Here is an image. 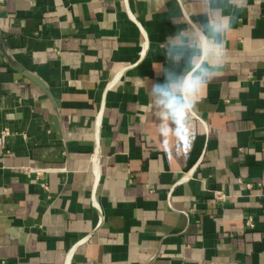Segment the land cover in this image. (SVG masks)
Here are the masks:
<instances>
[{"label": "crops", "instance_id": "1", "mask_svg": "<svg viewBox=\"0 0 264 264\" xmlns=\"http://www.w3.org/2000/svg\"><path fill=\"white\" fill-rule=\"evenodd\" d=\"M206 10L0 0V264H264V0L234 9L188 139L167 146L146 93Z\"/></svg>", "mask_w": 264, "mask_h": 264}, {"label": "clouds", "instance_id": "2", "mask_svg": "<svg viewBox=\"0 0 264 264\" xmlns=\"http://www.w3.org/2000/svg\"><path fill=\"white\" fill-rule=\"evenodd\" d=\"M205 17L198 31L177 28L163 48L168 62L161 66L163 81L147 86L153 115L161 122L159 132L173 143L193 134L192 112L206 84L228 60L227 35L233 30L234 9L241 0H200Z\"/></svg>", "mask_w": 264, "mask_h": 264}, {"label": "built area", "instance_id": "3", "mask_svg": "<svg viewBox=\"0 0 264 264\" xmlns=\"http://www.w3.org/2000/svg\"><path fill=\"white\" fill-rule=\"evenodd\" d=\"M8 130L5 128L1 131L2 135L7 133ZM36 173L39 174L40 172V169H35ZM251 183H248V185L250 186ZM214 195H215V198L216 199H219V200H225L226 198V193L224 191H222L221 189H215L214 190ZM245 225L247 227H253L254 226V220H253V216L251 214H247L245 216Z\"/></svg>", "mask_w": 264, "mask_h": 264}, {"label": "water", "instance_id": "4", "mask_svg": "<svg viewBox=\"0 0 264 264\" xmlns=\"http://www.w3.org/2000/svg\"><path fill=\"white\" fill-rule=\"evenodd\" d=\"M29 77H31L35 82H37L48 94L49 91L47 90V87L45 83H43L39 78H37L35 75L25 72Z\"/></svg>", "mask_w": 264, "mask_h": 264}]
</instances>
